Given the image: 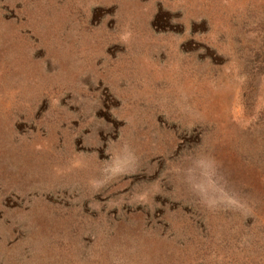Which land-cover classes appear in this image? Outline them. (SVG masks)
<instances>
[{
    "label": "rangeland",
    "instance_id": "rangeland-1",
    "mask_svg": "<svg viewBox=\"0 0 264 264\" xmlns=\"http://www.w3.org/2000/svg\"><path fill=\"white\" fill-rule=\"evenodd\" d=\"M0 264H264V0H0Z\"/></svg>",
    "mask_w": 264,
    "mask_h": 264
}]
</instances>
